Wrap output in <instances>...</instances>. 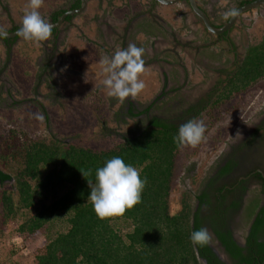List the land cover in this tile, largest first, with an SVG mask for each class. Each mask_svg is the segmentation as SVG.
<instances>
[{
    "label": "rangeland",
    "instance_id": "374dc122",
    "mask_svg": "<svg viewBox=\"0 0 264 264\" xmlns=\"http://www.w3.org/2000/svg\"><path fill=\"white\" fill-rule=\"evenodd\" d=\"M74 1L43 0L39 11L49 21L53 12L66 10ZM197 1L219 24L227 21V11L247 0ZM28 2L0 0L5 31L21 26ZM190 8L185 1L164 5L154 0H88L83 13L39 45L19 37L8 46L0 38V167L12 173L18 159H10L7 166L2 157H12L24 143L39 139L103 150L139 135L153 116L179 126L187 122L183 111L192 105L191 96L213 85L193 59L196 51L207 50L194 48L203 45L206 34L200 17ZM236 30L240 33L234 36L245 37L247 44L260 41L264 6L241 15ZM129 44L145 50L141 78L146 87L136 98L121 103L102 90L101 60ZM263 109L264 77L196 117L205 125V137L178 152L170 194L174 211L182 207L186 194L194 206L197 187L224 144ZM2 190L17 196L14 178L0 184ZM21 223V216L0 219V264H36V255L50 241L49 229L24 235L19 231ZM119 224L124 231L130 229L124 221Z\"/></svg>",
    "mask_w": 264,
    "mask_h": 264
},
{
    "label": "trees",
    "instance_id": "16d2710c",
    "mask_svg": "<svg viewBox=\"0 0 264 264\" xmlns=\"http://www.w3.org/2000/svg\"><path fill=\"white\" fill-rule=\"evenodd\" d=\"M80 4L77 0L73 8ZM263 77L264 36L250 46L245 61L213 106L228 101L235 92L246 91ZM178 129L153 118L139 135L103 150L59 140L24 143L12 157H2L7 166L10 159H18L12 173L0 167V184L14 178L17 196L8 190L0 192V219L21 216L19 231L24 235L49 229L52 237L36 255V264H201L200 257L213 264L209 256L217 258L209 245L191 242V233L201 229V222L190 197L186 194L176 211L171 205L181 149L175 141ZM113 157L137 168L147 184L139 204L121 217L101 221L88 200L89 182L95 183L96 170ZM121 221L130 229L124 231ZM262 223L259 216L257 225Z\"/></svg>",
    "mask_w": 264,
    "mask_h": 264
},
{
    "label": "flooded vegetation",
    "instance_id": "af4514ba",
    "mask_svg": "<svg viewBox=\"0 0 264 264\" xmlns=\"http://www.w3.org/2000/svg\"><path fill=\"white\" fill-rule=\"evenodd\" d=\"M76 1L65 11L53 12L49 21H46L58 22L66 11L77 9L73 8ZM182 1L189 4L187 0ZM244 4L246 3L240 2L237 8ZM57 12L61 14L55 20ZM76 15H68L63 23L70 20L69 16ZM209 17L212 24L218 28L225 26L230 19L215 24L213 18L210 15ZM236 24L221 33H213L203 23L206 38L202 41L203 45L194 48L207 52L196 51L193 59H196L195 63L207 73L203 75H210L213 85L209 89L202 88L191 96L192 105L183 111V116L188 118V121L196 119L219 99L223 89L245 61L252 44H247L245 37L234 36L240 33L236 30ZM20 27H11L7 32H15ZM59 27H53L52 34H55ZM18 38L16 36L7 37L8 40L1 39L9 46ZM214 49L216 51H213ZM153 118L173 124L158 115L153 116L151 120ZM230 137L210 168V173L206 174L202 184L197 187L193 212H199L201 228H206L211 236L208 245L217 258L209 256L213 264H249L248 261L252 264H264V223L257 225L259 216L264 219V109L259 116ZM236 253L240 255L236 257ZM200 261L201 264H210L206 257H200Z\"/></svg>",
    "mask_w": 264,
    "mask_h": 264
},
{
    "label": "clouds",
    "instance_id": "9594fccd",
    "mask_svg": "<svg viewBox=\"0 0 264 264\" xmlns=\"http://www.w3.org/2000/svg\"><path fill=\"white\" fill-rule=\"evenodd\" d=\"M42 4L43 0H29L21 27L16 32V36L37 45L52 36L53 26L42 18L39 11ZM238 14L237 9H230L225 13L224 19L236 17ZM7 36L6 31L0 30V38ZM144 51L142 47L129 44L101 60L104 76L102 90L108 97L123 103L129 97L136 98L145 89V81L141 78L145 72V61L142 58ZM37 118L43 119L42 116ZM205 131L203 121L193 119L182 124L175 137L177 146L198 145L204 139ZM146 184L147 178H141L137 168L126 164L121 157H113L106 161L105 166L96 170L95 183L89 182L91 192L88 200L99 220L121 217L141 202ZM190 239L194 246L203 247L210 243L211 236L206 228H201L193 231Z\"/></svg>",
    "mask_w": 264,
    "mask_h": 264
},
{
    "label": "water",
    "instance_id": "95a60500",
    "mask_svg": "<svg viewBox=\"0 0 264 264\" xmlns=\"http://www.w3.org/2000/svg\"><path fill=\"white\" fill-rule=\"evenodd\" d=\"M157 2L164 4V5H174L176 3H179L182 0H163V2H161V0H156ZM191 6V8L193 9L194 13L200 17L204 23V25L206 26L207 29H209L211 32L213 33H221L225 30L230 29L233 25L236 24L237 20L239 19V17L245 13H247L248 11L255 9L259 6H264V0H253L251 2H248L244 5H242L241 7L237 8L239 14L236 17H230L229 21L226 23L225 26L218 28L215 25L212 24L209 15L207 14V12L200 7L199 3L197 0H187ZM88 6V0H81V6L77 9H73V10H69L66 11L62 17L59 19L58 22L56 23H50L53 27H59L63 24V22L66 20L68 15H76V14H81L85 11V9ZM52 27V28H53ZM0 30L5 31L2 28V25L0 23ZM18 31V30H17ZM7 32L8 36L7 37H16V32Z\"/></svg>",
    "mask_w": 264,
    "mask_h": 264
}]
</instances>
